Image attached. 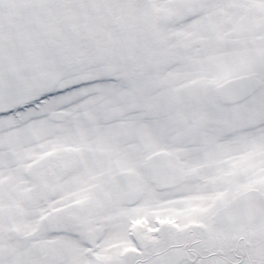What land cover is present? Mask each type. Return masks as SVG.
I'll list each match as a JSON object with an SVG mask.
<instances>
[{
  "label": "snow or ice",
  "instance_id": "1",
  "mask_svg": "<svg viewBox=\"0 0 264 264\" xmlns=\"http://www.w3.org/2000/svg\"><path fill=\"white\" fill-rule=\"evenodd\" d=\"M0 264H264V0H0Z\"/></svg>",
  "mask_w": 264,
  "mask_h": 264
}]
</instances>
